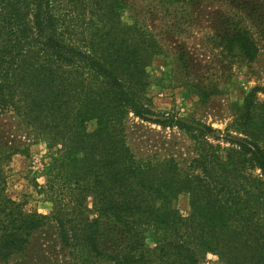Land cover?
<instances>
[{
  "label": "trees",
  "instance_id": "16d2710c",
  "mask_svg": "<svg viewBox=\"0 0 264 264\" xmlns=\"http://www.w3.org/2000/svg\"><path fill=\"white\" fill-rule=\"evenodd\" d=\"M136 2L0 0V117L62 149L47 191L51 213L28 212L5 195L2 166L19 150L0 139V264H200L209 254L264 264V88L250 91L220 137L196 120L155 114L149 96V69L166 54L159 37L179 40L215 5L227 7L208 20L222 78L254 62L264 0ZM175 54L187 89L209 102L217 87L194 76L193 63L201 70L215 60L196 66L186 44ZM131 114L186 132L191 169L138 158L127 142Z\"/></svg>",
  "mask_w": 264,
  "mask_h": 264
},
{
  "label": "rangeland",
  "instance_id": "374dc122",
  "mask_svg": "<svg viewBox=\"0 0 264 264\" xmlns=\"http://www.w3.org/2000/svg\"><path fill=\"white\" fill-rule=\"evenodd\" d=\"M135 1L139 6L147 4L146 0ZM216 6L205 9L201 18L207 21L214 19L216 12H223L227 9L224 6L218 9L219 6ZM160 11L162 15L169 14L165 13L163 8H160ZM174 13L177 12H172L171 16H174ZM130 16V13L126 12L123 15V21L129 22ZM170 19L172 20V17ZM207 21L188 32L187 35L181 36L179 40L176 37L167 40L164 34L159 37L166 54L156 58L149 69L151 74L149 96L155 114L159 116L170 114L196 120L212 127L217 131L215 134L220 137L221 133H227L226 129L232 123L234 116L236 117L242 111L250 91L255 87L264 88V32L255 26L254 33H256L259 48L255 61L236 63L234 69L229 71L230 79H223L224 71L221 65L214 55L210 54L212 46L208 42V36H212L213 32L209 28L211 27L210 22ZM159 26V29L165 27L164 23ZM193 34L194 36L191 37ZM182 44L187 45V50L192 53L196 66L200 68L201 60L208 59L206 62L215 60V62L206 64V67L201 70L196 69L193 63L194 76L204 74L207 86L217 87L218 92L211 97L209 102H203L196 92L187 89V79L184 77V72L175 54L176 47ZM215 52L219 54L218 51ZM227 65L224 66L226 70ZM259 100L264 103L263 93L259 94ZM93 128L94 125H91L89 129L93 130ZM126 131L128 145L138 158L154 160L175 158L182 168L191 169L190 164L195 156L194 142L186 132L178 128H162L158 124L142 121L134 114H131L126 121ZM4 136L6 140L12 141L11 146L19 150L2 166L5 195L22 203L28 212L51 213L52 204L48 201L47 191L52 180L54 160L62 153L61 147L35 137L30 130L15 127V120L10 116L0 117V139ZM238 136L243 137L240 134ZM82 157V154L74 155L76 160ZM178 208L182 213L190 211L188 195L179 197ZM154 238L152 233L147 234L148 247L155 246ZM200 264L223 263L217 256L209 254L201 260Z\"/></svg>",
  "mask_w": 264,
  "mask_h": 264
}]
</instances>
